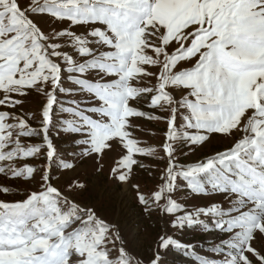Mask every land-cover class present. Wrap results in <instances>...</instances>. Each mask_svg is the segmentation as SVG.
I'll use <instances>...</instances> for the list:
<instances>
[{
	"label": "snow or ice",
	"instance_id": "6c2138e0",
	"mask_svg": "<svg viewBox=\"0 0 264 264\" xmlns=\"http://www.w3.org/2000/svg\"><path fill=\"white\" fill-rule=\"evenodd\" d=\"M43 17L61 27L43 30ZM148 78L156 83L139 86ZM0 90V174L30 182L37 169L28 161L42 150L48 161L39 190L0 200V264H135L124 247L110 251V221L51 181L57 107L60 131L79 149L73 155L116 152L113 176L136 189L145 210L173 216L174 228L223 233L198 264H264V0H0ZM33 92L42 96L38 113L20 111ZM141 99L167 116L141 110ZM139 117L167 122L163 183L147 196L131 185L140 157L157 151L133 136ZM234 131L242 135L225 151L175 161V145ZM178 179L224 202L188 210L173 196ZM171 246L197 247L160 235L148 264H163L160 249Z\"/></svg>",
	"mask_w": 264,
	"mask_h": 264
},
{
	"label": "rangeland",
	"instance_id": "374dc122",
	"mask_svg": "<svg viewBox=\"0 0 264 264\" xmlns=\"http://www.w3.org/2000/svg\"><path fill=\"white\" fill-rule=\"evenodd\" d=\"M39 23L45 31H51L53 27H61L49 17L41 18ZM149 54L152 53L149 52ZM182 66L191 67L192 65L182 62ZM146 67L149 71L158 72L157 67ZM64 83L67 85L66 80ZM155 83V78L141 79L139 86ZM0 94H2V90H0ZM41 103L42 96L33 92L23 99V108L20 111L38 113ZM137 104L141 110L152 112L155 116H167V113L161 110L149 109L145 99L137 101ZM59 116L60 111L57 107L53 126L50 128V136L57 148V155L52 162L51 181L54 186L70 197H74L76 201L95 208L99 216L115 226L113 231L117 238L115 244L110 248L113 254L116 249L124 247L135 264H148L158 247L159 236L167 234L184 244H192L197 247L194 251L191 249L185 251L175 246H171L167 250L160 249L163 264H198V254L206 252L214 240L223 236V233H208L199 227L174 228L172 227L173 216L156 208L145 210L144 205L137 200L136 189L128 182H120L113 176L112 168L115 167L117 153H107L102 158L73 155L78 153L79 149L72 143V137L60 131ZM133 120L135 124L133 136L141 141L143 146H150L157 150L153 156L140 157L144 167L134 168L132 172L131 185L138 184L147 196L155 187L163 183L162 177L165 175L168 164L167 155L162 147L165 142L167 122L166 119L149 120L145 117L133 118ZM32 124L38 126L39 121L35 120ZM241 135L235 131L227 135L214 133L210 135L208 141L193 148L184 144L175 145V161L185 166L205 161L208 157L230 148ZM29 142L38 143L40 141L35 139ZM45 152L46 150H42L38 157L28 161L37 169L34 179L30 182L0 174V189L4 186L11 188L9 194H4L0 190V200L22 201L26 198V193L41 188L43 184L41 171L48 164ZM64 159L74 161L75 167L64 169L61 166ZM77 182L84 184L85 187L82 189L74 187ZM173 196L188 210L205 206L209 201L224 202L222 195L193 194L182 179L177 180ZM202 218L210 220L208 217Z\"/></svg>",
	"mask_w": 264,
	"mask_h": 264
}]
</instances>
